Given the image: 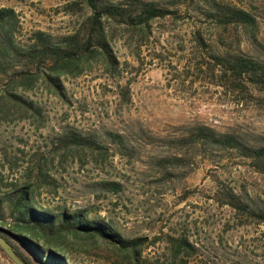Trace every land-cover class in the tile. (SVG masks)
Instances as JSON below:
<instances>
[{
  "label": "rangeland",
  "instance_id": "1",
  "mask_svg": "<svg viewBox=\"0 0 264 264\" xmlns=\"http://www.w3.org/2000/svg\"><path fill=\"white\" fill-rule=\"evenodd\" d=\"M222 1L255 16V39L231 29L219 39L193 4L155 21L149 39L115 29L121 71L110 75L91 61L89 72L63 79L66 101L41 84L16 90L42 115L18 108L0 115V194L30 186L42 205L86 210L126 238L186 234L198 247L189 264H264V221L214 196L230 188L258 212L264 176L235 153L179 145L192 128L206 126L264 147V93L225 92L205 69L223 38L232 51L264 60V0ZM0 8L17 14L24 38L65 35L89 16L81 0H0ZM167 253L158 243L151 255L164 262ZM73 255L75 264H109L111 252L93 242ZM0 264L13 263L0 253Z\"/></svg>",
  "mask_w": 264,
  "mask_h": 264
},
{
  "label": "trees",
  "instance_id": "2",
  "mask_svg": "<svg viewBox=\"0 0 264 264\" xmlns=\"http://www.w3.org/2000/svg\"><path fill=\"white\" fill-rule=\"evenodd\" d=\"M81 2L88 8L89 16L62 36L36 31L24 38L17 14L12 9L0 8V115L18 108L25 114L41 116L40 108L16 90L30 92L41 84L50 94L66 101L63 79L89 72L91 61H95L104 73H119L121 65L112 47L117 28L139 30L138 39H149L155 21L193 4L205 23L214 25L219 39L230 29L255 39L257 28L255 16L246 8L222 0ZM194 38L202 43L200 31ZM225 41L223 38L217 42L218 51L213 52L211 62L205 64L214 79L212 84L232 94L251 90L264 93V60L251 58L240 50L232 51ZM199 66L204 67L203 64ZM74 143L79 144V141ZM179 145L220 155L235 153L254 172L264 176V147L249 146L234 134L198 126L192 128ZM181 157L175 156V160ZM214 196L221 197L222 204L242 217L264 221V209L249 212L248 206L232 189L218 188ZM161 235L126 238L108 221L90 220L86 210L69 212L42 205L30 186L0 194V237L24 264H75L73 254L80 253L84 245L93 242H100L109 249V264H189L198 256L197 244L188 235L177 232ZM158 243L168 251L164 254V262L151 255ZM0 253L6 256L1 249ZM155 257L157 260L153 261Z\"/></svg>",
  "mask_w": 264,
  "mask_h": 264
},
{
  "label": "water",
  "instance_id": "3",
  "mask_svg": "<svg viewBox=\"0 0 264 264\" xmlns=\"http://www.w3.org/2000/svg\"><path fill=\"white\" fill-rule=\"evenodd\" d=\"M0 249L13 264H24L14 253L11 246L2 237H0Z\"/></svg>",
  "mask_w": 264,
  "mask_h": 264
}]
</instances>
